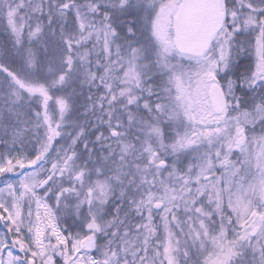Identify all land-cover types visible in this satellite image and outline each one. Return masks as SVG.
Wrapping results in <instances>:
<instances>
[{
	"label": "snow or ice",
	"instance_id": "snow-or-ice-1",
	"mask_svg": "<svg viewBox=\"0 0 264 264\" xmlns=\"http://www.w3.org/2000/svg\"><path fill=\"white\" fill-rule=\"evenodd\" d=\"M0 264H264V0H0Z\"/></svg>",
	"mask_w": 264,
	"mask_h": 264
}]
</instances>
